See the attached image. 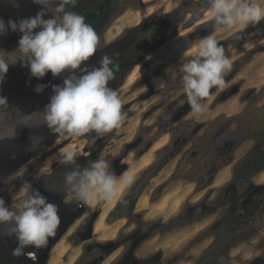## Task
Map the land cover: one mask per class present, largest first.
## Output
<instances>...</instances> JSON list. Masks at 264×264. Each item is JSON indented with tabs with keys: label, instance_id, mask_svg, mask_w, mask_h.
<instances>
[{
	"label": "rangeland",
	"instance_id": "obj_1",
	"mask_svg": "<svg viewBox=\"0 0 264 264\" xmlns=\"http://www.w3.org/2000/svg\"><path fill=\"white\" fill-rule=\"evenodd\" d=\"M203 1L68 6L97 33L88 66L99 67L104 56L113 61L108 86L121 100L124 120L102 136L73 139L43 123L22 126L21 115L42 112L66 74L38 80L19 63L9 67L0 84L9 105L0 111V198L15 211L30 185L57 206L60 223L44 247L19 255H13L15 237L0 225V264H52L56 257L54 264H264V169L240 172L255 148L257 162H264V20L218 31ZM41 10L31 0H0L5 24ZM20 37L9 30L0 50L14 52ZM207 37L224 48L232 67L193 115L180 67ZM38 85L45 86L40 94ZM66 151L77 153L75 164L60 163ZM99 159L131 183H118L109 200L85 203L64 177Z\"/></svg>",
	"mask_w": 264,
	"mask_h": 264
},
{
	"label": "clouds",
	"instance_id": "obj_2",
	"mask_svg": "<svg viewBox=\"0 0 264 264\" xmlns=\"http://www.w3.org/2000/svg\"><path fill=\"white\" fill-rule=\"evenodd\" d=\"M31 3L42 6L35 17L8 20L7 24L0 18V36L9 30L21 34L14 52L0 50V84L9 67L18 63L38 80L49 72L53 78L66 75L61 85L53 87L50 102L42 112L21 115L22 126L43 123L50 131L73 139L90 132L102 136L119 128L124 120L121 100L108 86L114 76L110 67L113 61L104 56L99 67L88 66L97 50L98 36L84 16L68 7L74 8L78 0H31ZM207 5L205 14L218 31L264 20V6L256 0H207ZM49 13L51 18L44 19ZM231 67V59L214 38L199 42L195 57L180 67L183 92L193 115L203 111L202 101L209 97L211 89L224 86V75ZM44 88L38 85L35 91L40 94ZM8 107L7 98L0 96V111ZM76 156L75 151H66L60 163L73 165ZM109 169L110 164L104 159L82 169L74 167L65 174V187L85 203L109 200L117 194L118 183H131L126 174L118 179ZM14 207L15 211L0 198V225H7V234L17 241L13 255H19L26 247H44L60 223L57 206L28 185L24 198Z\"/></svg>",
	"mask_w": 264,
	"mask_h": 264
},
{
	"label": "trees",
	"instance_id": "obj_3",
	"mask_svg": "<svg viewBox=\"0 0 264 264\" xmlns=\"http://www.w3.org/2000/svg\"><path fill=\"white\" fill-rule=\"evenodd\" d=\"M206 3H207V0L202 2V4H206ZM263 136H264V132H263ZM263 140H264V137H263ZM260 154L261 152L259 151L258 148L253 149V151L249 154V156L242 161L240 165V172L241 173L250 172V173L255 174V173L262 171L264 169V162L260 164L257 162L261 156Z\"/></svg>",
	"mask_w": 264,
	"mask_h": 264
},
{
	"label": "bare ground",
	"instance_id": "obj_4",
	"mask_svg": "<svg viewBox=\"0 0 264 264\" xmlns=\"http://www.w3.org/2000/svg\"><path fill=\"white\" fill-rule=\"evenodd\" d=\"M147 160V159H146ZM141 163V162H140ZM142 164H143V162H142ZM147 165V164H146ZM122 187V186H121ZM120 189V188H119ZM123 189V188H122ZM121 192H122V190H121ZM119 196H120V194H118ZM115 197V196H114ZM116 199V198H115ZM114 203V202H113ZM113 203H112V206H113ZM59 252V251H58ZM58 256V255H57ZM59 257V256H58ZM57 260H58V258L56 257L55 258V260H52L53 262H52V264H54V262H57ZM60 261V260H59Z\"/></svg>",
	"mask_w": 264,
	"mask_h": 264
}]
</instances>
